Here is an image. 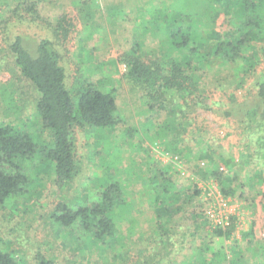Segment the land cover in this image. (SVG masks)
<instances>
[{
	"label": "rangeland",
	"instance_id": "rangeland-1",
	"mask_svg": "<svg viewBox=\"0 0 264 264\" xmlns=\"http://www.w3.org/2000/svg\"><path fill=\"white\" fill-rule=\"evenodd\" d=\"M146 1L44 0L38 18L20 13L7 32H0L1 125L24 126L38 142L49 139L35 113L39 95L21 76L8 50L16 34L30 45L38 38L48 39L61 57L72 99L76 101L84 80L95 82L101 91L112 93L121 119L107 129L75 126V172L61 187L49 160L20 161L29 182L0 206V249L25 264H38L37 254L55 264H201L215 247L225 248L230 257L233 242L250 257L247 240L254 254L261 252L264 187L260 195L250 194L247 202L225 199L227 212L233 213L229 224L233 229L229 239L218 238L214 245L208 210L216 207L215 217L221 219V196L218 185L198 177L195 169L220 168L229 175L231 169L235 184L256 168L249 166L252 147L246 144L253 141L239 123L238 109L255 95L264 77V37L259 30L250 31L253 41L245 61L252 59L255 66L248 75L242 61L206 73L195 95L201 99L199 105L183 101L173 91L159 95L157 101L126 78L123 63L137 40L138 57L145 63L158 62L165 69L163 63L171 57L162 52H167L161 46L166 36L143 28ZM153 1L157 6L162 0ZM233 23L216 12L217 38L234 37ZM194 46L204 50L200 43ZM220 62L215 58L213 67ZM173 120L176 128L168 130ZM172 142H177L181 154L166 149ZM112 182L123 190V200L114 209L113 239L98 244L77 222L67 229L55 221L58 204L73 208L95 203ZM251 226L255 237L250 240L243 234Z\"/></svg>",
	"mask_w": 264,
	"mask_h": 264
},
{
	"label": "trees",
	"instance_id": "trees-1",
	"mask_svg": "<svg viewBox=\"0 0 264 264\" xmlns=\"http://www.w3.org/2000/svg\"><path fill=\"white\" fill-rule=\"evenodd\" d=\"M152 1L144 3L143 13L148 19L142 20L143 28H150L166 36V41L161 46L167 52H162L171 57L163 63L165 69L158 62L145 63L138 57L141 46L137 40L123 59L126 78L150 98L159 101V95L173 91L183 101L190 99L197 106L201 99L195 95L206 73L213 69L220 72L221 67L240 61L245 75L254 69L252 59L245 61V57L253 41L250 31L259 30L264 37V0H162L157 6ZM43 2L44 0H0V32H7L10 21L19 17L20 13L38 18V10ZM216 12H222L224 17L234 22V37L217 38L214 31ZM205 35L213 40L211 44L207 42ZM197 43L203 45V51L194 46ZM8 50L21 76L34 86L39 95L35 113L40 128L49 135V139L38 142L24 126L15 128L0 124V206L11 196L21 193L29 182L22 171L21 160L42 157L52 162L56 184L61 187L73 178L75 172V126L107 129L121 123L114 96L101 91L95 82L84 80L78 88L76 101L72 99L67 89V76L61 57L48 39L38 38L30 45L26 43L25 37L16 34ZM215 58L222 62L213 67ZM241 105V109H238L239 123L244 126L247 139L253 141L252 144H246L252 147L249 166L252 169L251 165H256V168L239 178L235 184L234 178L230 177L235 176V172L231 169L229 175L227 170L224 172L223 169L216 168L206 172L198 166L195 174L203 180L211 179L218 185L223 197L247 202L250 194L260 195L264 187V77L257 83L255 95ZM181 106L177 105L179 108ZM229 115L227 113L224 116ZM167 128H176L174 120ZM166 149L181 154L177 142L167 144ZM261 198H264V193ZM122 200V187L119 183L112 182L104 186L95 203L73 208L60 203L53 217L60 226L67 229L77 222L92 234L96 243L102 244L106 239L114 237L117 230L114 209ZM202 214L205 216L203 209ZM207 227L208 231L213 230L210 238L214 245L218 238L229 239L233 229L232 225L217 229H212L210 225ZM194 228L199 229L197 224ZM243 237L250 240L255 237L252 226ZM246 242L249 245L245 249L250 257L246 256L238 242H233L228 247L230 257L224 253L225 248L215 247L207 261L203 259L201 264H264V244L260 247L261 252L256 255L251 251V241ZM36 260L38 264H55L40 254H37ZM0 264L25 263L11 252L0 249Z\"/></svg>",
	"mask_w": 264,
	"mask_h": 264
},
{
	"label": "built area",
	"instance_id": "built-area-1",
	"mask_svg": "<svg viewBox=\"0 0 264 264\" xmlns=\"http://www.w3.org/2000/svg\"><path fill=\"white\" fill-rule=\"evenodd\" d=\"M218 194L219 196H221V204H220V208H221V219H219V217H215V212H216V207H210L209 210H208V214H209V218L211 219V221L213 222L211 225L213 228H225L227 226H229L230 224V216L233 214V213H229L227 212V208L225 207L226 205V201L225 197H223L220 192L218 191ZM229 199V198H228ZM228 202V201H227ZM226 212H227V215H226ZM224 215V216H222Z\"/></svg>",
	"mask_w": 264,
	"mask_h": 264
}]
</instances>
